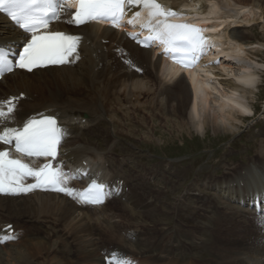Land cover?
I'll return each instance as SVG.
<instances>
[{
    "label": "bare ground",
    "instance_id": "bare-ground-1",
    "mask_svg": "<svg viewBox=\"0 0 264 264\" xmlns=\"http://www.w3.org/2000/svg\"><path fill=\"white\" fill-rule=\"evenodd\" d=\"M162 1L166 4V9L171 11H179V7L184 5L196 12L195 14L200 15L205 21L210 20V15L213 14L217 21H224L227 24L225 32L222 31L221 35L228 42L229 49L226 48V51H219L214 55L213 60L218 59V63L215 62L211 66L200 68L197 72H188L187 77L184 75L178 77L180 71L178 65L161 58V56L156 57V53L152 49L139 48L118 28H113V26L103 28L95 23L77 27L67 23L70 11L69 14H64L61 22L54 24L51 30H63L70 35L81 36L82 45L79 51L74 54L75 58L71 57L70 61L75 65H72L73 67L37 69L32 74L18 70L0 81V103L10 98L15 99L11 117L7 120H0V133L9 128L21 130L28 120L44 115H52L61 119V127H66L73 136L65 140L62 155L57 164L65 170L77 167L85 169L82 161L92 160L96 166L100 167L99 170L104 171L103 179L108 174L123 179L126 186L131 189L128 193L124 192L113 200L119 204L118 211L127 209L130 218L134 217L133 226L138 224L139 219L144 221L143 223H147L149 218L145 220V217L131 212L128 208L129 204L141 207L146 213H151V207L155 200V195L150 188V181H146V183L141 181L142 183H140L137 177L140 174V177L144 179L146 173L135 172L137 174L132 175V172L125 170L122 164L107 166L106 162L101 160L105 157L109 161L107 153L98 150L96 145L92 144V140L84 135V130L90 128L95 131L101 127H109V124L115 125V123L119 126L116 115L121 111L116 108L115 104H121L120 93L123 88L126 91L125 96L139 97L143 94L152 96L149 104L142 103L143 106L139 104L140 106L133 112L135 118L141 111L148 120L154 121L166 112L165 114H173L180 119L173 122L175 127L184 128L196 123L199 128L211 125L216 133L237 132V129L240 128L238 122L243 121V114L251 112L243 96L253 92V88L259 82V70L264 67L263 63L254 60L257 54L262 53L261 50L264 49V0ZM208 2L211 4V13L206 11ZM205 11L208 12V15ZM255 26L260 28L262 35L258 40H255L258 36L253 32ZM229 28L234 31L227 33ZM23 39L26 40L27 37L0 13V44L17 47L23 43ZM233 39L240 40L245 44L239 45ZM123 47L129 51L127 57L121 61L119 56L125 51ZM136 66L139 67V71L133 69ZM56 86L62 90L57 89L58 92L54 93L52 87L55 89ZM172 87L175 88L172 89ZM133 88L136 90L134 94L131 93ZM21 93H25L22 98H20ZM37 94H39L38 98ZM136 99L138 102L140 101L139 98ZM85 114L89 116L88 120L90 121L87 126L80 118ZM122 114L127 117L125 113ZM127 114L131 115V113ZM63 124L66 126H62ZM122 130L115 131L117 138L122 134L129 133L127 131L123 133L124 130ZM114 142L116 143V139ZM263 147L262 143L260 149L256 151V157L251 156L247 163L243 162L244 164L240 166L235 165L227 168L226 174L230 180L219 185L224 189V195L212 197L214 202L206 203L200 196L195 200L185 199L180 202L179 199L183 193L188 194L190 191L198 190L193 185L188 186L187 190L183 188L171 206L172 211H168L167 215L173 212L177 218L173 222L174 229H184L183 233L191 238L190 242H184V250L208 249V252L206 255L170 252L171 254L158 256V260L162 261L161 264H209L205 258L210 255L211 250L220 254L224 252L217 249V244L228 245L224 247V250L234 249L249 258L246 261L244 257V259L240 258V264H264V233L257 229L254 231L255 235L260 233L256 243L239 237L230 238V235L235 236L237 232L250 230L251 223L249 221L255 220L253 210L243 207L239 202L241 199L248 202L252 196L259 198L263 196ZM2 148L4 146L0 144V149ZM258 167L260 169L257 170ZM93 171L95 172V170ZM158 172L163 174L161 170ZM169 173L177 176L175 171ZM153 174L155 175V172ZM131 177L137 178L138 182ZM74 182L78 183L79 180ZM154 185L156 186V184ZM239 185L241 189H239ZM167 188L163 187L161 191L165 193L168 191ZM148 190L150 196L141 194ZM119 191L115 186H112V195H116ZM196 201L199 202L197 206L195 205ZM155 206L160 207L161 205L155 204ZM102 207L104 208V206ZM103 208L79 207L67 196L48 192L28 191L21 192L19 196L15 197L0 196V236L8 235L3 227L15 223V221L17 224H15V229L19 230L22 225L21 223L20 226L18 225L19 220L24 219V214H30L27 216L29 220L44 222L46 226H48L47 223H50L60 227L68 237L77 239L80 244H83V254L94 256V239L90 236V227L88 229L91 222L99 221L100 224L103 223L106 232L110 231L115 236L117 235L115 225L110 222V214H107ZM112 211L116 212V208ZM194 212H198L196 217L192 215ZM17 216H20L19 219H16ZM41 218L45 220H40ZM151 220L155 224V219ZM155 225L154 227H156ZM218 225L219 227H217ZM151 226L153 225L148 227V231L152 229ZM221 226L223 228L220 230ZM166 236L167 239L170 237ZM94 238L97 239V237ZM147 239L148 237H144L143 233H140L136 239L126 234L121 236V242L126 248L137 244V248L134 249L139 248V252L142 254L149 250H145L148 248ZM6 241L0 243V264H28V254L38 247L45 246L40 241L29 239L5 244ZM45 243L47 242L45 241ZM169 243L167 242V244ZM19 245L22 246L19 247ZM178 245L172 246L179 248ZM14 254L15 256H13ZM149 256L144 263H152V258ZM153 256L156 255L153 254ZM94 259L99 261V264H104L99 258L94 257ZM249 260H252L253 263H249Z\"/></svg>",
    "mask_w": 264,
    "mask_h": 264
},
{
    "label": "snow or ice",
    "instance_id": "snow-or-ice-1",
    "mask_svg": "<svg viewBox=\"0 0 264 264\" xmlns=\"http://www.w3.org/2000/svg\"><path fill=\"white\" fill-rule=\"evenodd\" d=\"M73 6L77 11L69 16L67 23L82 25L107 20L113 27L118 26L123 18L125 7L142 6L148 9V24L142 27L148 26L150 31L155 28V34L146 39L160 41L166 46V54L178 57L177 62L182 65L194 63L208 43L203 37V29L186 23L168 22V17L175 13L157 0H75L74 5L67 4L66 0H0V12L7 13L28 37L19 52L0 45V75L12 72L14 68L32 71L33 68L68 63V57L75 58L80 37L64 32L40 31L47 29L49 23L62 13L69 14ZM128 23L133 21L129 20ZM13 110L12 100L0 103V120L9 119ZM61 137L56 120L42 117L28 120L21 130H4L0 133V143L9 145L15 142L14 151L21 157H50L55 160ZM28 177L35 178L36 182L25 186L23 181ZM70 178L74 177L66 176L61 168H53L51 163L34 169L21 158H11L9 151H0V194L17 195L35 188H45L66 192L69 196H75L80 203H103L106 195L103 184L93 182L84 192L75 193L66 188ZM14 238L12 235L0 236V243ZM113 260L115 264H133L130 260Z\"/></svg>",
    "mask_w": 264,
    "mask_h": 264
},
{
    "label": "rangeland",
    "instance_id": "rangeland-1",
    "mask_svg": "<svg viewBox=\"0 0 264 264\" xmlns=\"http://www.w3.org/2000/svg\"><path fill=\"white\" fill-rule=\"evenodd\" d=\"M231 31H234V30H231ZM258 31L260 32L257 37L259 39V37L260 38L262 37L260 28ZM261 58H263L264 60V55H262ZM263 80H264V75H263ZM55 89L60 90L58 86H56ZM122 90L124 92L123 88ZM135 92L136 90L135 88H133L131 93L134 94ZM145 95L147 94H143V96L141 97L135 96L136 98L140 99V103H139L140 105H143L145 103L147 104L148 102H150V99L152 98V97L149 98V96H145ZM245 95H250V96H247L249 98L247 100L250 102L255 101V103L257 104V109L260 111L256 114V116L253 119H244L243 122L239 121L238 125L240 128L237 129V132H234V133L233 132L216 133L211 125H207L206 128H199V126L196 123L195 125L192 124L188 126L189 128L188 127L180 128L177 126L175 127V125H173L174 124L173 122L179 121L180 119H178L176 115L165 114L166 112H164L165 111L164 109L163 110L164 114L161 115L162 117H157V119H155L154 121L148 120L141 111L139 114L137 113L138 114L137 118H135L134 115L131 116L125 113V115H127L129 119L128 120H124L123 118L118 119L120 123L118 124L119 126H117V123H116L115 124L116 126L110 125L109 127H101L107 130V135H106V132L104 134L106 135L105 138H104V135L102 137H96V138L95 136H90V138L92 140V144L96 145L98 150L101 147L106 148L108 145H110V147L114 149V146L116 144L114 140L117 138L116 132H119L120 130L123 129L124 130V131L122 130L123 133H125L126 131L129 133H126L127 135L126 134L121 135V137H123L124 139L122 138L123 144L120 145V147H118V150L121 151L123 149V145H127L128 147L134 146L135 149L133 148V150H136L135 152L138 153V156H139L136 159V162L138 161L137 164L139 166L138 165L134 166L136 169H140L141 167L143 169L145 166L149 168L153 167V169L148 170L146 172V174L148 173L149 175L148 176L145 175V176L147 178L154 177L155 180L157 179L160 180L158 177L160 175H163L165 171H164V165H158L159 162L166 164L170 160H172L178 164L177 167L174 168L175 170L177 169L179 170L178 175L187 176L183 178L180 177L178 179L173 177V179H175L176 182L178 181L179 183H181L180 186H182V184H184L185 186L190 185L196 179L197 180L200 178L203 179V176L211 177V178L221 176V174H223L225 169L227 170V166L231 164H238L240 166L244 163H247L250 160L249 158H251V156L256 157L255 156L256 151L260 149V145L262 143L264 144V135H263V131H264V119H263L264 118L263 116L264 115L263 113L264 112V106H263L264 105V86L262 88H258L254 90V92L244 94V96ZM123 103H125V105H123V109L125 108L126 110L130 108V106L133 104H134V107H137L135 105L134 98H132V103L131 102L128 103L126 100H124ZM120 107H121V104H120ZM156 111H159V110H156ZM120 117H123V116L120 115ZM256 124L258 127H256ZM261 127L263 128L260 133L262 136V139L261 137L258 138L256 136V134L258 133ZM110 142L112 144H110ZM116 150H117V147H116ZM262 150L264 151V147L262 148ZM102 151L107 152V150H102ZM130 153H133V152L131 151ZM108 158L110 159L109 155H108ZM239 163H242V164H239ZM171 165L172 164H170L169 166ZM200 167L204 169L201 174L198 173V170ZM258 169L260 168L258 167L257 170ZM158 170H161L163 174L159 173ZM168 171L173 172V170L171 169ZM137 172H140V170H137ZM154 172H155V175L153 174ZM143 178L145 179V177ZM167 181L169 180H166L165 182L163 181V183L166 184ZM154 184H156V182H154ZM154 184L152 183L150 185V188L155 195L154 201H156L159 198L156 193L160 192L161 191L160 186H165V184L160 183L161 185H158L159 181H158V184H156V186ZM166 187H168L167 189L168 191H170L168 193V197L166 198V195L161 196V198L164 199L163 202H165L164 203L165 205L156 207L154 202L152 204L151 213L155 214L154 217H155L156 227H153L152 229H150V233L146 235V237H148L147 239L148 248L145 250L151 249L152 247H157L158 251H160L161 248H162L161 251L165 250L166 248L170 249L169 246H165V245L167 244V242L168 243L170 242L169 238L172 236L171 229H172L174 220H176V216L173 214V212H170L169 215H167V213L168 211H172L171 206L172 204H174V201L176 200V199L174 200V198H178L177 195L182 190V188H180V191L174 195V192H171V191L172 190L174 191L176 188H179V186H177V184L174 185V183H172V185L169 184V186L166 185ZM187 187H185L184 189L187 190ZM165 193H167V191ZM160 200L161 199H159V201ZM159 203L160 202H158V204ZM118 206L119 204L116 203V205H113L111 208L112 209L116 208V211H118ZM162 208L165 209L166 211L163 212ZM126 213H128L127 209H126ZM29 215L30 214L23 215L24 216L23 229L25 231L24 240L29 239L32 241H40L44 243L45 246L41 248L38 247L35 251H33L34 253L32 252L28 254L29 255L28 256L29 261H27L28 264H99L100 262L95 260L94 257L99 258V260L102 262V258L98 254L95 248L99 240L96 238H93L91 236V233H90V236L92 239H94L93 240L94 241L93 246L95 249V252L93 254L94 256L83 254L82 253L84 251L83 244H80L79 240L77 239L69 238L67 233H63L62 232L63 230H61L60 227L54 226L50 223H47L48 226H46L44 222H35L33 220L27 221V223H25L26 218ZM157 215L160 218H158ZM162 215H163V218H162ZM128 216L129 218H127V221L134 223V217H131L132 218L131 220L130 215ZM19 217L20 216H17L16 219H19ZM149 219H153V218H149ZM156 219H161V220H158V223H157ZM40 220H45V219L41 218ZM92 223H95L96 226L98 227V228L96 227L95 229L96 233L94 236L96 235L99 236L102 242L106 246L118 248V242L112 240V239H115L114 233L110 231L107 232L110 234L112 238V239H109L104 233H102V232H106L105 229H103L102 231L99 230L101 227H103V223L100 224L99 221H93L88 225V229L90 225H92ZM21 224L23 225L22 222ZM120 226H122V224ZM217 227H219V225ZM222 228L223 226L220 227V230ZM185 229H187V227H185ZM120 232L119 230H117L116 232L117 234L116 238L119 241H121ZM176 232L178 235L179 232L173 229V235L175 237L177 236L175 235ZM166 235H169L170 237H168L167 239ZM149 238H150V241H149ZM45 241L47 243H45ZM21 246L22 245H19V247ZM163 246L166 248H164ZM135 247L137 248V244H135V246L131 248H126V247L125 248L128 249L129 251H132ZM216 247L219 250L226 251L224 250L223 244H217ZM189 251L191 254H204V252H208V249L198 250V251H194V249H191ZM131 253H135V252L132 251ZM227 254H229L228 251H226L223 254V256L220 258L219 254L215 252V254L209 259L213 260L214 263L216 264L220 262L221 264H224V263L226 264V260L224 257ZM142 255L143 257H145L144 259H148L147 256L149 254L145 255V253H143ZM13 256H15V254ZM149 257L152 258L151 261L152 262L154 261V264H155V261L158 260L156 256L151 255ZM137 263L139 264V262Z\"/></svg>",
    "mask_w": 264,
    "mask_h": 264
}]
</instances>
